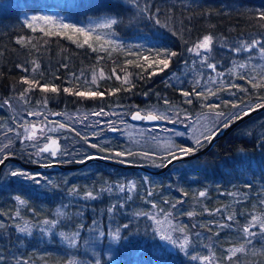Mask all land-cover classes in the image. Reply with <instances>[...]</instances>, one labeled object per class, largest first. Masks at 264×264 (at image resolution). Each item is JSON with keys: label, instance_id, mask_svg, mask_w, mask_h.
<instances>
[{"label": "trees", "instance_id": "16d2710c", "mask_svg": "<svg viewBox=\"0 0 264 264\" xmlns=\"http://www.w3.org/2000/svg\"><path fill=\"white\" fill-rule=\"evenodd\" d=\"M137 2L141 8L147 5L149 12L158 15L160 25L154 19H149L147 14H138V9L129 0H0V147L9 139L13 141L9 148L0 152V159L11 153L31 163H74L90 155H100L131 163L129 157L133 155L115 157L114 153L134 154L137 148L125 150L126 142L115 137L120 134L122 125H109L105 120L101 122L98 135L90 139L85 137L88 133L80 135L66 125V128L60 129L59 135H55L61 144L59 154L55 158L44 153L36 155L37 148L45 142V138L37 132V141L20 142L23 128L17 125L30 123L18 122L19 115L24 111L20 106L25 109L41 105L45 107L46 95L48 102L45 108L51 113L78 109L91 112L103 109L104 113H113L123 109V120L128 123L131 122L128 112L136 109L134 107L166 106L164 100L178 108L175 113L179 118L181 115L194 118L211 112L205 105H218L217 111L231 116L240 113L243 108L264 102V89L252 88L247 82L253 76L259 79V75L252 73L250 65L257 51H240L241 54L232 51V48L239 47L240 41L250 43L248 41L252 39L263 40L264 28L254 17L264 12V0H203L191 6L172 0ZM226 4H237L239 8L226 7ZM157 7L161 9L159 13H156ZM46 13L67 14L68 17L77 16L84 20L114 18L118 23L111 30L115 33L113 36L135 44L129 52L149 55L146 49L152 47L169 49L180 55L172 59L170 67L164 72L151 76L150 73L156 69L148 68L147 64L143 68L134 65L126 67V61H143H138L136 55H129L125 50V54L123 51L109 50L111 55L108 50L93 52L87 46L82 48L72 44L64 36L44 37L39 31L34 33L23 27L22 16ZM207 32L214 34L215 44L210 55H202H208V62L216 66L215 71L201 64L200 57L187 51ZM21 36L26 38L23 46L16 44ZM48 52L50 54L46 56ZM219 52H223V56ZM98 56L103 59L98 60ZM243 59L246 62H242ZM32 61L40 65L37 71H32ZM116 62L120 63L117 67ZM240 63L247 65L245 69L230 71ZM16 64L23 65L28 71L17 68ZM62 64H66L67 68L61 67ZM194 68L196 73H203L196 90L204 92L208 99L192 96V104H186L180 91H191L197 80H180L179 75L184 69L190 72ZM113 70L121 77L120 80L112 75ZM94 72L97 81L93 88L91 81ZM101 72L103 78L100 77ZM73 74L80 80L76 81ZM241 75L245 79H239ZM24 76L34 78L41 84H54L60 88V92L44 94L37 88L28 93L26 100H22L20 93L27 85L19 81ZM125 76L131 84L124 83ZM209 78H215L216 82L224 81V85L213 83L209 87L205 83ZM232 84L244 91L230 88ZM64 87H70L73 91L95 89L105 95L103 98L82 99L64 93ZM114 89L120 91L113 92ZM146 92L147 96L144 95ZM209 92L216 95L209 96ZM227 93L232 96L225 97ZM224 101L229 103L226 105ZM232 103L241 107L233 109ZM263 116L264 112L254 116L216 143L205 155L176 164L161 176H147L99 163H91L74 172L28 171L14 163L6 164L0 177V224H3L0 227V255L5 257L3 264H17L14 257L26 260L28 264H67L69 260L75 264H96L97 260L100 264H199V261H191L185 253L166 247L167 242L161 241L157 232V228L163 229L164 226L149 219L148 215L137 213H148L159 221L164 220V213H171L169 219L173 225L186 226L192 241L188 251L192 254L206 255L207 248L203 246L211 245L219 258L227 255V249L245 244V253L238 254L240 264H264V248L261 247L264 240L257 237L248 245L242 233L243 226L251 216L264 211V205L260 204V200L264 199V134L258 135V130L246 136L237 133L243 126ZM114 120L113 123L117 120L122 122ZM181 120L184 121V118ZM221 122L217 123L216 128H221ZM146 125L163 128L179 124L162 121ZM91 127L96 125L92 124ZM111 127L117 130L112 131ZM83 130L87 132L88 126ZM73 133L80 141L75 139ZM102 135H107L109 139L101 138ZM61 141L67 145L64 157L61 155L66 150ZM33 143L36 147L31 146ZM78 143H83L84 147L76 148ZM206 143L207 140H204L201 146H197L183 138L176 139L177 145L196 147L197 150ZM90 144H97L98 148H92ZM166 156L167 153L155 162L156 168L167 161ZM14 170L39 173V183L11 177L9 174ZM129 181L135 184V190L129 192L126 188L124 192L119 191L118 186L127 185ZM73 188L76 192L70 194ZM109 188L111 191H107ZM86 191H93L97 198L84 199ZM201 191L206 193L204 197L199 196ZM149 192L153 195L148 196ZM17 195L26 201L24 205L16 203L14 197ZM120 204L124 207H120ZM153 204L157 207L153 208ZM109 207H113L112 213L107 211ZM17 211L20 212L19 217L16 216ZM58 211L63 215H57ZM188 212L194 215L189 217ZM229 215L234 216L233 221L227 219ZM44 221L56 223L45 224ZM25 222L30 226V235L15 230V225L24 226ZM124 224L128 225L127 229L121 227ZM117 228L120 230L119 238L113 239L112 235L109 238L110 230L115 233ZM61 232L70 237L79 232L77 246L69 248L60 236ZM100 232L105 235L100 236ZM172 235L174 239H182L179 232ZM253 251L257 254L253 255ZM220 264H228V261L222 260Z\"/></svg>", "mask_w": 264, "mask_h": 264}, {"label": "snow or ice", "instance_id": "6c2138e0", "mask_svg": "<svg viewBox=\"0 0 264 264\" xmlns=\"http://www.w3.org/2000/svg\"><path fill=\"white\" fill-rule=\"evenodd\" d=\"M129 2L136 8L138 9V14L144 15L147 14L149 19H154L155 23L157 25H160V19L159 16L156 14H153L149 12L147 5L145 7L141 8L137 2V0H129ZM161 9L158 7L156 8V13H159ZM172 9L169 8V12H171ZM135 15V14H134ZM171 18V17H169ZM259 24L260 27L264 28V12L259 13L256 17H254ZM118 20L114 18H108L104 19L98 23H96L93 27L91 28H85V27H80L77 26L76 24L72 23H65L63 20H58L53 16H47V15H32L30 18H26L23 23V27H26L28 29H31L32 32H37L39 31L42 33L45 37H52V36H65L67 39L71 40L73 43H76L78 47H85L87 46L89 49H91L93 52H98V51H105V46L107 45L108 48L110 49H121L123 46L118 45L115 41L106 39L105 36H102L100 34H97V30H109L106 35H114L115 33L111 31L115 25H117ZM40 25L39 27H37ZM166 26V25H165ZM73 34L82 37L83 40L80 41L78 39H73ZM175 35V33H173ZM26 38L21 36L18 37L16 40L17 45H24L25 44ZM47 43V41H45ZM187 43V41L185 42ZM215 44V36L211 32H207L203 34L201 37H199L194 43L193 46L188 47L187 51L189 53H194L196 56L200 57V63L203 65H206L207 68L212 69L215 71V64L209 63L208 62V55H210L213 51V46ZM96 45H99V48L96 47ZM259 50V55L261 58H264V40L260 39H252L250 43H246L244 41H240L239 47H234L232 48V51L234 52H252L253 50ZM147 52L149 55H141L137 53H132L129 52V55H136L137 60L140 61L142 60L143 63H136L134 61H126L125 66L127 67L128 65H134L137 68H143L144 64H147L148 68H153L155 67V71L151 72V76L158 75L161 72H164L166 69L170 67V64L172 62V59L174 57H177L180 55L176 51H172L169 49H154L152 47H148ZM203 54H208V55H202ZM109 55H111V52H108ZM250 58V57H249ZM98 60L103 59V57L98 56ZM33 68L32 71H37L40 67L39 64L36 63V61H32ZM247 65L245 63H240L238 65H235L233 69H230V71L235 72L236 68L239 69H244ZM17 68H22L23 71L27 72L28 69L24 67L21 64H16ZM61 67L67 68L66 64H62ZM253 70H255V66H253ZM83 75V73L81 74ZM112 75L116 77L117 80H120L121 77L116 74V71L113 70ZM219 75V74H218ZM104 74L103 72L100 73V77L103 78ZM59 79V77H56ZM73 78L76 81L80 80V77L75 76L73 74ZM141 78H143L141 76ZM96 75L95 72L93 73V78L91 83L95 84L96 83ZM239 79H245L244 75L239 76ZM215 83V81H212ZM248 83L251 84L252 88H261L264 89V68L261 69V72L259 73V79H257L255 76L249 78L247 80ZM19 83L23 85H27V88L23 90V92L20 93V98L22 100H26L28 97V93L35 91L37 88L41 93L44 94H59L60 88L54 84H41L40 81L36 79H30L27 76L21 77ZM124 83L125 84H131V81L128 80L127 76L124 78ZM200 84V81L197 80L195 82V85L191 91H186V90H181L180 94L185 97L184 103L186 104H192V96H195L197 99H208V96L205 95L204 92L202 91H197L196 87H198ZM230 88H237L239 91H244V89L239 88V86L232 84L230 85ZM125 90H130V89H125ZM120 91V89H114L113 92ZM63 92L68 94V95H75L77 97H80L82 99H95V98H103L105 93L97 91L95 89H90V90H75L73 91L72 88L70 87H64ZM112 94V93H109ZM144 95H148V93H144ZM209 96H214L216 93L214 92H209ZM47 95L45 96L44 100V105L45 107L47 106ZM4 103H8V101H5ZM165 104H169L168 100H164ZM224 103L227 105L229 101H224ZM243 103V102H242ZM206 107L209 108V110L214 114L216 118H224L223 121L221 122V127L222 128H228L230 124L234 123L236 120L242 119L244 116H248L251 112L256 111L257 109L264 108V102L262 103H257L255 104L254 107H248V108H243L241 109L240 113H233L231 116H226L225 113L217 111L216 109L219 107L218 105L212 104V105H205ZM231 107L233 109L240 108L241 105L237 103H232ZM96 116H101L105 115L104 110L101 109L100 112H95L93 113ZM28 115H35V116H41V112H29ZM52 115H60L59 113H52ZM132 120H144V121H167L168 123H175L176 121L169 119L164 114H158L152 111H148L146 114L142 115L140 111H136L132 116ZM15 122V121H14ZM43 123V122H40ZM57 123V122H54ZM109 125H111L113 122L108 121ZM18 127L23 128V135L21 138V143H24L25 141H37L38 136L37 132H39L40 136H44L45 133V128L44 127H37L36 124H24V125H17ZM67 126L63 123H57V127L55 128H48L47 131L52 132L56 131L57 129H64ZM110 130L116 131L114 127H112ZM207 131V135L203 137V139L207 141H211L213 137L217 134V132L220 131V128H216L215 130L208 129L206 127L205 129ZM8 131H12V129H8ZM167 131V130H166ZM20 135V134H18ZM176 135H183V133H176ZM48 143H46L43 147H38L36 155H40L41 153H49L50 156L56 157L59 152V145L57 142V139H54L52 137H44ZM87 142V141H85ZM13 141L11 139L8 140V143L4 144L2 147H0V152H4L5 149L9 148L12 145ZM194 143L197 146H201V139L200 138H195ZM31 146L36 147V144L33 143ZM92 148H98L97 144H90L89 145ZM162 147H165L167 149H174V151H168L167 156L165 157L167 160L168 164H171L173 161L180 160L184 157H188L194 152H196L197 148L196 147H182L179 145H175L171 142H167ZM100 151H105L103 148H99ZM7 155H11V153H8ZM7 155L4 156L3 159H0V165L4 164L5 159H7ZM133 155L132 152H115L114 156L115 157H124V156H130ZM144 156H148L149 153L145 152L143 153ZM87 159H107L110 157H96V156H88L86 157ZM84 161H78V163H83ZM119 163H124V160H119ZM44 167H49L50 165L45 164L43 165ZM11 177L23 179L25 181H32L34 183H39L38 177L39 173L37 174H30L27 171L23 170H14L11 171L9 174ZM19 179L17 182H19ZM248 187H251V185H247ZM119 191L124 192L125 189L129 192L135 190V184L131 181L128 182L127 185L120 184L119 186ZM107 191H111V188L107 189ZM76 192V189L73 188L70 190V194H73ZM205 192L201 191L199 192L200 197L205 196ZM153 193L149 192L148 196H152ZM84 199H96L97 196L94 195L93 191H86L83 196ZM130 198V197H129ZM15 201L19 205H24L26 201L22 199L19 195L14 197ZM167 203V201H165ZM177 203H181L180 201H177ZM260 204L264 205V199L260 200ZM114 207V206H113ZM113 207L108 208V212L112 213L113 212ZM120 207H124L123 204H120ZM153 208H156L157 205L153 204ZM175 207V205H173ZM219 211V210H217ZM57 215L62 216V212H57ZM137 215H148L149 219L154 220L155 223L164 226L163 229L157 228V232L159 233V238L161 241H166L171 244H173L175 247H178L179 250L185 255L189 257L191 261H199V264H220L222 260L228 261V264H240L238 254L245 253L246 248L245 244H241L237 247H231L226 250L227 255L223 257H217L215 254V251L213 250L211 245H204V248H207V254H192L191 252L188 251L189 246L191 245L192 241L189 238V235L187 234V229L186 226H181V225H173L172 220L169 219L171 216V213H164V220L159 221L156 220L154 216L149 215L148 213H137ZM187 215L189 217L193 216V212H188ZM16 216H20V212H16ZM229 221L234 220V216L229 215L227 217ZM45 224H55L56 221H44ZM221 227H224L225 225H220ZM0 227H3V224H0ZM121 227L127 229L128 225L124 224ZM253 229H258V231H253ZM15 230L18 233H28L29 235L31 234L30 232V226L25 222L24 226H20L19 224L15 225ZM119 228L116 229L115 233H110L112 235L113 239L119 238ZM173 232H179L182 235V239H174L172 233ZM242 233L244 236V240L246 244L251 245L253 242V239L259 237L261 240H264V211H262L258 215H252L251 218L248 220V222L243 226L242 228ZM104 232H100V236H104ZM199 235V234H197ZM218 235V234H217ZM60 236L67 242V245L69 248H75L77 246V237L79 236V232L74 233L71 237L67 236L64 232L60 233ZM262 248H264V244L261 245ZM195 251V249H193ZM253 255H256L257 252L253 251ZM17 259V264H28L26 260H19ZM5 261V257L3 255H0V264H3ZM67 264H75L73 260H69ZM96 264H100V261L97 260Z\"/></svg>", "mask_w": 264, "mask_h": 264}, {"label": "rangeland", "instance_id": "374dc122", "mask_svg": "<svg viewBox=\"0 0 264 264\" xmlns=\"http://www.w3.org/2000/svg\"><path fill=\"white\" fill-rule=\"evenodd\" d=\"M202 1L203 0H172V2L182 4L185 6L197 5V4L201 3ZM225 6L231 7V8H239L237 4H226ZM37 15L53 16L58 20H63L65 23H72V24H76L77 26L85 27V28H91L96 23H98L104 19H108L105 17H99V18H95V19H91V20L90 19L88 20V18H86V20H84L82 17H77V16L68 17L67 14L64 16V15H59V14H54V13L53 14L52 13L37 14ZM30 17H31L30 15L22 16V18L24 20L26 18H30ZM67 18H70L72 21H69ZM39 26L40 25H38L37 27H39ZM108 32H109V30H106V29L105 30H97V34L105 36L106 39L113 40L118 45H122L123 47L121 49H110L106 45L105 46L106 50H108V51L110 50L111 52L123 51L124 54H125V52H129L130 48L132 50V45H135L134 43L122 41L120 38H117L113 35H106V33H108ZM40 34L43 35L42 33H40ZM64 38H66V37L64 36ZM73 39H78L80 41L83 40L82 37H78L74 34H73ZM67 40L71 41L69 39H67ZM263 40H264V37H263ZM248 42H251V41H248ZM71 43L77 45L76 43H73L72 41H71ZM140 45L141 44H139V48H140ZM97 46L99 47V45H96V47ZM124 50H125V52H124ZM256 51H257V54L255 55V58L250 63V65H251V68H253V66H255V70H253L252 73L259 75V73L261 72V69L264 68V58H261V56L259 55L258 49H256ZM131 52H133V51H131ZM219 53L221 56H223V52H219ZM237 53H240V52H237ZM49 54H50L49 52L46 53V56H48ZM242 62H246V60L243 59ZM119 64H120L119 62H116L115 67H117ZM186 68L187 67H185V69ZM185 69L179 75L180 80L187 79L188 81H196V80L200 79L202 74H203V73H196L195 68H194V70L192 69L190 72H186ZM212 81H215V78H209L208 80H205V83L208 84L210 87V85L213 86ZM215 83H217L218 86L224 85V81H219V82L215 81ZM206 84L204 85L205 87H206ZM88 86L91 87L92 84H88ZM94 87H95V84H93V88ZM230 96H232V94H230V93H227L225 95V97H230ZM20 107H22L20 109L22 111L24 109V111L22 112L21 115H19L18 122L22 123L23 121H29L30 123H34L37 125L41 124L42 127L45 128L44 137L50 136L54 139L58 138L55 135L60 134V129H57L56 131H52V132L47 131V129L57 127V123H63L65 125H69L70 126L69 128L71 130L77 132L80 135L88 133V135H86L85 137L87 139H90V138H92V136L98 135V130H99V127L102 125V123H101L102 120H105V123L109 124L108 121L112 120V122H113V121H116L114 119H119L123 123L118 121V120H117V122L112 123V125L114 124L115 126L122 125V130L120 129V132H119L120 134L115 135V137L118 136L120 139H123L126 142L125 150H131L132 148H137V152L134 153L132 157H129L131 163L141 164V165H145V166H148L151 168H156L155 162H157L158 160H161V157L166 155V153H168V151H174V149H167L165 147H162V145H164L167 142H171V143L177 145L176 139L178 137L183 138L187 142H191L192 144L196 145L194 143L195 138H200L201 142H203L205 140V139H203V137L208 134L207 131L205 130L206 127L208 129L215 130L217 123L221 122V120H222V118H219V119L216 118L212 112H206L205 114L194 116V118H190V117L186 118V116H184V115H181L179 118V117H177V115L175 113V110H177L178 108H176V106L173 107L172 105H168V104L166 106L150 105V106H147L145 108L134 107V108H136L134 110H138V111L142 112V114H146L148 111H152V112H155L158 114H164L167 117H169V119L176 121L175 123L179 124L178 126H170V127L164 126L163 128H161V127H155L153 125L148 126L145 123H133V122L128 123V122H125L123 120V117H122V113H124L123 109H120V110L113 112V113H111L109 111H105V113H106L105 115L96 116L93 114L95 112L81 110V109L74 110V111H60V112L54 111V113H59L60 115H52V113L49 112L48 109H46L43 105L38 106L36 108H31V109H25L23 106H20ZM134 110H132V111H134ZM169 111H172V113ZM29 112H41L42 115L41 116H35V115L30 116V115H28ZM97 112H100V111H97ZM129 113H131V110L128 112V114ZM89 114L91 116H89ZM226 116H228V115H226ZM183 118H184V121L181 120ZM40 122H43V123H40ZM54 122H57V123H54ZM183 123L185 124V126H181V124H183ZM92 124H95L96 127L92 128L91 127ZM85 126H88L89 130L87 132H85V130H83V128ZM123 126H125V127L123 128ZM255 130H258L257 131L258 135L264 134V116L261 118L255 119V120L251 121L250 123H248L247 125L243 126L241 129H239L237 131V133L239 135L246 136V135H250ZM176 133H183V135H176ZM110 135H112V134H110ZM123 135H124V137H123ZM63 138L65 139V136ZM101 138L109 139V137H107V135H102ZM75 139L77 141H80V138L77 137L76 135H75ZM45 141H47V140L45 139ZM61 143H62L64 149L66 150L67 145L62 141H61ZM60 146H61V144H60ZM75 147L76 148H79V147L83 148L84 144L78 143V144H76ZM69 149H71V148H69ZM145 152L149 153V155L144 156L143 153H145ZM64 154H67V150L64 153H62L61 156L64 157ZM110 233H114V232L112 230H110ZM108 237L111 238V235L109 234ZM165 245L170 250H179L178 247H175L173 244H171L169 242L165 243Z\"/></svg>", "mask_w": 264, "mask_h": 264}, {"label": "water", "instance_id": "95a60500", "mask_svg": "<svg viewBox=\"0 0 264 264\" xmlns=\"http://www.w3.org/2000/svg\"><path fill=\"white\" fill-rule=\"evenodd\" d=\"M135 112L136 111L132 112L129 115V120L133 123H139V122H142L145 124L161 123V121H159V120L158 121L132 120L131 116ZM263 112H264V108L257 109L256 111L251 112L248 116H244L242 119L236 120L234 123L230 124L228 128H222L221 127L220 131L217 132V134L213 137V139L211 141H207V143L203 147L196 150V152H194L190 156L184 157L180 160L173 161L171 164H168L166 161L162 166L157 167V168H151V167H148L145 165L133 164L130 162L119 163L118 162L119 160H116L113 158H107V159H87V158H84L83 160H81V161H84L83 163H78V162H74V163H62V162L31 163V162L23 161L19 157L11 154V155H7V159H5L4 164L0 165V177H1V174H2V171L5 167V165L8 163H14V164L18 165L20 168L28 170V171H38V172L39 171L73 172V171L80 170V169L86 167L87 165H89L91 163H99V164L111 166V167H114V168H117L120 170L141 172V173L148 175V176H161V175L165 174L172 166H174L178 163L191 161V160L197 159V158L205 155L220 140L226 138L234 130H236L239 126H241L242 124H244L245 122H247L248 120L253 118L254 116H256L260 113H263ZM142 115H144V114H142ZM46 143H48V141L45 142L40 147H43ZM58 145H59V149H60V144L58 143ZM45 154H47V153H45ZM91 156L103 157V156H98V155H91ZM3 158H4V156L1 159H3ZM45 164H48L50 166L44 167L43 165H45Z\"/></svg>", "mask_w": 264, "mask_h": 264}]
</instances>
